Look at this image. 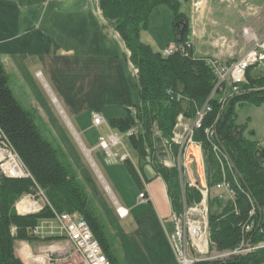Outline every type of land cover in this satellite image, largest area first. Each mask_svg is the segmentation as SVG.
I'll list each match as a JSON object with an SVG mask.
<instances>
[{
    "label": "trees",
    "instance_id": "trees-1",
    "mask_svg": "<svg viewBox=\"0 0 264 264\" xmlns=\"http://www.w3.org/2000/svg\"><path fill=\"white\" fill-rule=\"evenodd\" d=\"M97 4L102 18L112 25L126 49L128 62L136 69L137 103L126 107L123 117L108 118L106 123L111 130L125 135L136 155L137 166L129 158L122 163L138 193L146 195L143 167L150 166L166 185L172 211H181L182 195L188 205L200 200L195 187L186 185L182 192L175 166L167 167L160 162L155 133L164 139L172 138L177 118L194 119L207 102L210 111L204 113L201 127L193 130L192 140L201 148L208 190L223 178L212 143L220 146L235 168L234 175L225 174L233 199L208 195L209 240L219 251L234 248L242 238L243 223L254 207L256 222L249 235L252 242L264 241V148L260 141L244 137L236 127L235 109L238 105L264 103V70L248 67L246 82L220 110L217 99L210 97L215 76L206 57L197 58L191 53L186 17L180 11L178 0H97ZM159 6L168 7L173 15L172 31L177 49L169 55L153 50L140 40V31L146 28L150 13ZM209 127L214 130L213 136L205 133ZM0 130L29 172L27 178L0 177V264H23L15 254V242H33L26 229L52 216L48 206L38 213H17L18 199L37 188L43 191L52 209L77 213L87 222L110 264H124L117 256L118 242L111 228L112 221L109 223L101 215L94 197L61 150L43 137L33 113L14 98L1 61ZM128 132L131 134L126 135ZM193 264H264V247L226 260Z\"/></svg>",
    "mask_w": 264,
    "mask_h": 264
},
{
    "label": "rangeland",
    "instance_id": "rangeland-1",
    "mask_svg": "<svg viewBox=\"0 0 264 264\" xmlns=\"http://www.w3.org/2000/svg\"><path fill=\"white\" fill-rule=\"evenodd\" d=\"M85 1L86 6L77 8L78 0H66L63 3L62 0H44L28 12H19V16L23 18L21 26L8 36L10 39L0 43V61L8 77V87L20 105L33 113L43 137L60 149L78 172L83 185L94 197L101 215L109 223L113 222L110 224L117 238L119 260L124 264H178L165 235V231L167 234L170 230V209L162 180L145 174V168L149 167H144L146 185L157 208L153 206L154 209H150L144 203L138 205V191L119 160V156L126 152L131 162L137 166L136 155L128 140L118 135L120 144L108 148L112 154L117 153L116 157L109 156L108 151L98 141L99 135L107 138L109 129L105 123L108 118L123 117L125 107L137 103L138 89L134 71L127 60V52L120 38L107 21L99 19L98 22L90 0ZM179 2L181 11L189 8L187 0ZM193 3L197 4V8H194L197 10L201 0H194ZM85 7L87 14L81 13V17L76 15L78 12L74 14ZM162 7L168 9L166 6ZM151 16L146 28L140 31V40L150 45L153 50L162 52L174 41L172 19L166 30L162 13L157 16L152 13ZM80 26L79 36L71 33L65 38L67 28H76L78 31ZM93 29H97L101 37L95 35ZM168 33H171V40ZM82 40L88 55L98 53V56H102V53H109V57L98 61V57L92 55L80 59L58 52L68 42L74 41L79 46ZM59 109L70 122L71 128L77 130L78 136L80 134L84 146L94 147L90 152L91 158L116 201L129 209L127 218H119L114 202L105 193ZM235 109L236 127L241 130L242 135L261 141L264 138V103L258 106L238 105ZM92 114H98L103 123L93 126ZM188 121L184 128H189L191 120ZM182 132L181 130V134ZM155 134L159 137L155 142L160 162L175 165L177 150L169 148V143L173 145L171 138L164 139L158 133ZM184 153L183 151L178 160L182 170V178L179 176L181 188V184L183 187L189 186L191 179L197 184L198 175L202 174L196 151L187 150V163L196 157L188 166V171L183 165ZM216 193L214 187L207 189L208 195ZM14 247L21 262L24 255L37 250L34 243L25 241H16ZM209 254L214 256L219 253L211 251Z\"/></svg>",
    "mask_w": 264,
    "mask_h": 264
},
{
    "label": "built area",
    "instance_id": "built-area-1",
    "mask_svg": "<svg viewBox=\"0 0 264 264\" xmlns=\"http://www.w3.org/2000/svg\"><path fill=\"white\" fill-rule=\"evenodd\" d=\"M97 1V0H96ZM197 8V4L193 3V9ZM247 33V32H246ZM250 46L243 56L233 62L221 63L217 60L206 58V62L212 69L215 76L211 98H216L220 110H222L227 102L237 94L239 87L246 82L245 71L250 66H257L264 70V34L261 38L252 36L249 40ZM177 47L174 44L162 50L163 55H169L175 52ZM131 65V64H130ZM134 75L136 69L131 65ZM218 94H215V93ZM210 111L207 102L197 112L194 119L191 120L189 128H184L180 140L175 137L174 132L171 138L169 148L177 150L176 164L163 162L165 166H175L179 171V176L182 178V170L178 164L179 157L183 155V165L188 171V166L196 158H192L190 162L187 160V150L194 149L199 160L202 161L201 148L198 143L192 140L193 130L201 127V122L205 112ZM181 118L179 116L178 120ZM92 123L94 126H99L103 120L98 114H92ZM177 124V123H176ZM176 127V125H175ZM175 129V128H174ZM205 133L208 136H213L214 130L212 127L206 128ZM131 132L126 133V135ZM100 145L108 151V155L116 157L117 154H111L109 146L119 145L120 139L117 135L111 134L107 138H100ZM167 142V141H166ZM260 145L264 148V138L260 141ZM213 153L220 165L222 172V180L214 186L216 195L224 199H233V191L225 174L229 172L234 175L235 168L227 154L221 151L218 144L212 143ZM125 158H129L127 153L119 156L122 162ZM173 158V161H175ZM197 164V160H196ZM264 167V164H263ZM204 170V167H203ZM189 175V172H188ZM0 177L7 178H27L29 172L20 160L17 153L8 143L3 133L0 130ZM199 180L191 179L188 185L195 187L201 198L198 202L187 204L182 195V209L179 212L172 211L169 220L172 224V231L168 232L166 237L173 251L178 264H193L197 262H207L216 260H226L229 258L248 254L257 248L264 247V241L252 242L250 231L255 226L254 207L249 212L248 219L243 223V235L240 242L232 249L217 251L209 240L208 233V209H207V186L204 173L198 175ZM182 192H183V184ZM138 199L141 202H146L147 197L144 192L138 194ZM21 204V205H19ZM48 206L52 211L50 218L41 219L35 224L26 229L29 236L34 238V243L37 250L34 253H28L22 258L23 264H110L103 254L98 242L93 237L87 222L77 213L57 212L52 209L44 193L39 188L34 193L22 195L15 203V209L19 215H27L38 213L44 207ZM117 209V208H116ZM119 218H125V214L119 212ZM15 233V229H11ZM217 252V255H210V252ZM221 253V254H220Z\"/></svg>",
    "mask_w": 264,
    "mask_h": 264
},
{
    "label": "crops",
    "instance_id": "crops-1",
    "mask_svg": "<svg viewBox=\"0 0 264 264\" xmlns=\"http://www.w3.org/2000/svg\"><path fill=\"white\" fill-rule=\"evenodd\" d=\"M65 1L66 0H62V3ZM187 1L189 4V8L188 9L184 8L183 11H181V4H180V11L186 17L187 41L191 46V53L194 57L211 58L221 63L233 62L241 58L243 54L246 52V50L249 48L250 46L249 40L252 38V36L261 38V36L264 34V0H201L200 7L197 10L193 9L194 0H187ZM38 2L39 3L44 2V0H0V43L3 42L4 40L7 41L8 39H10L8 36L16 32L18 26H21V20H23V18L21 19V17L19 16V12H23V13L28 12V10H30L33 6H36ZM78 3L79 5L77 6V8H80L82 5L86 6L85 0H78ZM86 10L87 9L85 7V9H83L82 11H75L74 14L78 12V14L76 15L81 17L80 16L81 13L87 14ZM65 13H70V12H65ZM152 13L155 16L159 15V13L160 14L162 13V15L165 18L164 26H166V30H167V26L170 20L173 18L171 10L169 8L165 9L162 6H159L150 13V16ZM94 14L98 17V22L99 19L103 20V22H106L102 18L99 8H98V12H94ZM76 15H74V17ZM150 18L149 20L151 21ZM106 23L110 24L108 22ZM110 27L113 29L112 25ZM80 29L81 26L80 28H78V31L76 28H67L65 31L66 32L65 38L71 35V33L74 35L78 34L77 36H79L81 32ZM93 30L95 32V35L101 37L99 34L100 32L97 29H93ZM115 34L118 37L116 32ZM170 34L171 33H168L170 37L169 40H171ZM172 44H174V41L172 42ZM83 45H84L83 40L79 44V46H76V42L70 41L67 44H65L64 49L57 51L64 53L65 55H69V57H74V56L80 57V59L81 58L86 59L92 55L95 58L98 57L97 60L99 61L101 59H105V58L107 59L109 57L108 55L109 53H102V56H98V53L88 55ZM101 46H102L101 49H103L104 48L103 42ZM186 122L189 121L184 119L183 117H181L178 120L176 127L174 129L175 137H179L181 135V130L183 131ZM91 124L93 125L92 120H91ZM105 124L107 125V123ZM108 129L109 132L107 134V137L110 136L111 134L117 136L118 135L123 136L122 134H117L114 130H111L109 127ZM100 138H104V137L99 135L98 139L100 140ZM157 138L159 137L156 134L155 141ZM80 140L82 143H84L81 137ZM155 146H156V142H155ZM85 147L86 149H89L90 152L91 149L94 148L87 146ZM109 147L111 149L113 146H109ZM109 151L111 152V150ZM112 153L113 152H111V154ZM115 154L117 153L115 152ZM199 161H200L199 163L200 170L201 173H203V163L201 160ZM147 167L149 168L148 169L145 168L146 171L145 174L147 173L151 177L153 176L159 177L155 175L153 169L150 166ZM163 186L168 199L169 209L171 213L172 212L171 204L169 197L167 195L166 185L164 184V182H163ZM145 193L148 201L141 202L138 199L139 193L137 192L136 203L138 205L144 203L146 205H149L150 209H154L153 206L156 207V204L146 183H145ZM114 204H116V207H118L117 205H119L121 206V208L125 209V211L127 212L126 214V218H127L129 215V209H127V207L120 205L117 201ZM171 231H172V224L170 222V230L168 232ZM166 232L167 231H165V235H167ZM15 254L16 256L18 255L17 252Z\"/></svg>",
    "mask_w": 264,
    "mask_h": 264
},
{
    "label": "bare ground",
    "instance_id": "bare-ground-1",
    "mask_svg": "<svg viewBox=\"0 0 264 264\" xmlns=\"http://www.w3.org/2000/svg\"><path fill=\"white\" fill-rule=\"evenodd\" d=\"M59 111H60L62 117L64 118L66 124H67L68 127L71 129L72 134H73L74 137L77 139L79 145L81 146V149H82L83 153H85L87 159L90 161V164L93 166V169H94V171L96 172V175H97V177H98V180H99V182L101 183L103 189L107 192V194H108L109 197L112 199V201H113L114 203H116V199L114 198L111 189L109 188L108 184L106 183V181L104 180L103 176L100 174L98 168L96 167L94 161L92 160V158H91V154H90V151L87 150V149L85 148L84 144L81 142V140H80L78 134L76 133V131L73 130V129L71 128V125L69 124L70 122L65 118L64 114L61 112V109H59ZM78 138H79V139H78ZM19 205H21V204H19ZM117 206H118V207H116V208L119 210V212L125 214V209H124V208H121V206H119V205H117Z\"/></svg>",
    "mask_w": 264,
    "mask_h": 264
},
{
    "label": "water",
    "instance_id": "water-1",
    "mask_svg": "<svg viewBox=\"0 0 264 264\" xmlns=\"http://www.w3.org/2000/svg\"><path fill=\"white\" fill-rule=\"evenodd\" d=\"M90 2H91V5H92V8H93V11L94 12H98V5H97V1L96 0H90ZM76 140V139H75ZM77 141V140H76ZM78 143V142H77ZM79 145V144H78ZM103 149H105V148H103ZM87 150H89V149H87ZM90 151V150H89ZM86 157V156H85ZM87 158V157H86ZM88 160V159H87ZM88 162H89V165H90V167H91V169L94 171V169H93V166L90 164V161L88 160ZM94 173L96 174V172L94 171ZM105 191V190H104ZM105 193L107 194V192L105 191ZM108 195V194H107ZM114 206L116 207V204H114Z\"/></svg>",
    "mask_w": 264,
    "mask_h": 264
}]
</instances>
